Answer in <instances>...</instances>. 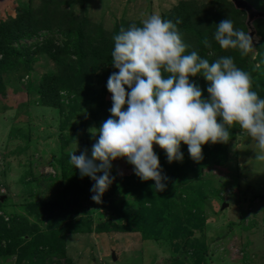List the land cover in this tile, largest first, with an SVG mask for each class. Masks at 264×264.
Returning a JSON list of instances; mask_svg holds the SVG:
<instances>
[{
	"label": "rangeland",
	"instance_id": "rangeland-1",
	"mask_svg": "<svg viewBox=\"0 0 264 264\" xmlns=\"http://www.w3.org/2000/svg\"><path fill=\"white\" fill-rule=\"evenodd\" d=\"M181 1L73 0L66 7L71 8L77 18L88 13L93 20H103L112 26L116 19L142 21L151 14L163 17ZM33 2L40 4L41 0ZM28 3L29 0H0V20L15 16ZM253 22L247 32L255 45L261 35ZM257 51L254 48L250 62L256 69L261 68L258 70L261 75L257 73L255 79L258 84H264V57ZM54 69L55 63L42 55L18 85H15L16 79H9L11 74L4 76L7 88L5 93H0V200L3 203L0 214H4L7 221L16 213L27 215L25 205L34 198L54 197V193L63 188L66 181L60 172V159L76 150V155L87 150L91 157L95 143L91 129L101 126L102 112L97 102L101 97L96 94L87 99L86 93L90 92L86 88L87 81L81 83L83 94L77 90H61L62 111L39 104L36 92L24 88L27 81L37 84L43 74ZM93 81L94 90L104 86L97 79ZM111 96L107 89L103 95L107 103ZM73 110L75 114H71ZM230 134L225 161L220 163L211 156L206 159L204 222H200L199 228H191L193 232L186 236L190 239L180 236L170 240L165 232L160 240H154L144 238L140 231H98L97 226L119 220V211L136 207L134 195L122 182L134 173V166L126 158H117L112 162L114 172H111L115 179L99 202L92 199V193L81 203H70L78 204L75 220H91L92 231H67L63 243L59 244L65 253L48 257L47 264H176L175 256L180 264H264V196L259 197L264 195V162L255 158L256 144L240 127L236 135ZM84 181L88 182L87 178ZM115 186L116 190L110 189ZM111 200L112 206L109 205ZM224 202L228 205L223 208ZM29 220L36 219L30 216ZM45 223H39L41 230L46 229ZM202 244L207 247L206 253L195 250V245ZM28 261L27 258L19 260L18 252L0 254V264H28Z\"/></svg>",
	"mask_w": 264,
	"mask_h": 264
},
{
	"label": "trees",
	"instance_id": "trees-1",
	"mask_svg": "<svg viewBox=\"0 0 264 264\" xmlns=\"http://www.w3.org/2000/svg\"><path fill=\"white\" fill-rule=\"evenodd\" d=\"M70 1L73 0H41L40 4H34L33 0H29L28 5L21 7L15 16L0 20V93H5L7 88L5 74H11L9 79H16L18 82L15 85H18L21 79L32 71L33 62L45 55L55 63V69L43 74L37 84L27 81V87L24 88L28 92H36V102L39 104L62 111L61 90H77L83 94L81 83L87 81L89 86L86 88L90 91L86 93L87 99L96 94L101 97L97 102H100L98 110L101 109L102 112L99 116L102 124L111 116L109 109L112 107V96L108 103L103 97L107 93V81L114 71H118L111 64L113 36L118 34L122 27L127 29L133 23L142 26V21L122 18L116 19L115 24L110 26L103 20H93L88 13L77 18L73 10L66 7ZM248 1L255 8L264 11V0ZM163 18L173 22L179 21L177 28L184 42L189 45L186 54L197 51L210 63L220 56L233 57L239 68L251 73L253 90L264 98V84H258L255 79L261 68L256 69L250 62L252 53L241 56L239 50L222 49L213 36L215 24L227 18L234 22V28L247 32L245 10L236 8L231 0H212L208 3L182 0L165 13ZM254 22L257 33L261 35L254 48L258 49L260 57H264V18H256ZM205 38L211 43V48L203 44ZM258 74L261 75V72ZM96 79L104 86L94 90L91 85L95 84L93 80ZM190 80L203 90L205 97L209 95V82L202 75L190 77ZM71 114H75V110ZM238 127L239 125H236L229 130L233 136L236 135ZM227 145L228 142H209L203 145V158L197 161L191 158L188 145L182 142L183 160L172 163L168 162L165 150L158 145L154 146L163 174L167 177L164 180L166 188L158 192L153 187L154 180L143 181L135 172L132 173L122 182L126 183V189L134 195L136 207L129 211H119V220L97 226L98 231H140L144 238L154 240H160L165 232L170 240L180 236L190 239L186 236L193 232L191 228H199L200 222H204L206 192L203 172L206 159L211 156L220 163L224 162L228 154ZM69 154L60 159L59 168L66 183L61 190L54 193V197L41 200L34 198L33 202L25 205L27 215L16 213L8 221L4 214H0V254L18 252L19 260L27 258L28 264H47L48 257L65 253L59 244L63 243L67 231H92L91 220H75L78 204L70 203H81L85 196L92 194L94 182L91 177H81L79 169L69 163ZM111 172H114V169ZM84 178H87L88 182H85ZM110 189L116 190L117 186ZM110 203L112 206V200L109 205ZM2 208L3 203L0 200V210ZM241 215L244 222L245 213L242 212ZM30 216L36 220L30 221ZM70 219L71 221H68ZM40 222H46L45 230H41ZM5 241L6 246L3 245ZM195 246L197 252H207L205 245ZM173 258L176 264H180L176 256Z\"/></svg>",
	"mask_w": 264,
	"mask_h": 264
},
{
	"label": "clouds",
	"instance_id": "clouds-1",
	"mask_svg": "<svg viewBox=\"0 0 264 264\" xmlns=\"http://www.w3.org/2000/svg\"><path fill=\"white\" fill-rule=\"evenodd\" d=\"M178 23L151 14L142 26L133 23L113 36L111 64L118 71L107 81L111 116L91 129L95 138L91 157L87 150L69 154V163L81 177L95 181L91 191L97 202L115 179L111 174L115 159L126 158L135 174L143 181L154 180L153 187L160 192L167 177L154 145L165 150L172 163L183 160V142L198 161L203 145L227 143L229 130L236 125L255 142V158L264 162V98L253 90L251 73L239 68L231 56L210 63L197 51L186 54L189 45ZM215 25L214 40L222 49L239 50L241 56L254 51L252 36L234 28L230 18ZM203 44L212 46L207 38ZM198 75L209 82L207 97L190 80Z\"/></svg>",
	"mask_w": 264,
	"mask_h": 264
},
{
	"label": "water",
	"instance_id": "water-1",
	"mask_svg": "<svg viewBox=\"0 0 264 264\" xmlns=\"http://www.w3.org/2000/svg\"><path fill=\"white\" fill-rule=\"evenodd\" d=\"M233 2L237 8L245 10L247 12L248 25L251 23V21L255 20L258 17L264 18V11L255 8L248 0H233ZM254 31H252V34L254 33ZM227 205L228 203L224 202L223 208Z\"/></svg>",
	"mask_w": 264,
	"mask_h": 264
}]
</instances>
